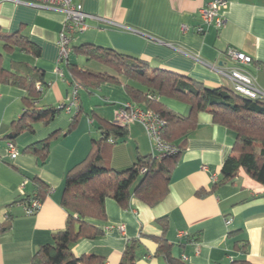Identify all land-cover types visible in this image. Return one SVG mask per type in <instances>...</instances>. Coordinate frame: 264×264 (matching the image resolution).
<instances>
[{
	"label": "crops",
	"instance_id": "obj_1",
	"mask_svg": "<svg viewBox=\"0 0 264 264\" xmlns=\"http://www.w3.org/2000/svg\"><path fill=\"white\" fill-rule=\"evenodd\" d=\"M211 1L83 0L88 29L73 39L72 46L92 43L111 48L211 88L232 87L230 78L219 70L232 65L226 50L233 47L252 56L248 68L264 90V0H227L224 26L198 32L196 28L202 25L199 10ZM65 17L61 10L0 3V28L22 31L42 49L39 56L19 50L5 53L4 61L6 68L11 61H19L46 71L48 85L39 105H68L72 76L66 64L60 65L63 76L56 73ZM70 59L80 67L95 63L99 70H109L95 61L86 64L72 53ZM120 79L121 84H105L92 93L80 89L82 114L77 128L52 142L44 163L22 150L53 133L63 134L78 113L76 107L64 109L49 125L35 124L34 132H22L15 142L20 154L13 160L7 136L26 109V91L0 83V224L6 220L9 203L34 192L31 178H40L50 188L36 214L26 215L22 205L11 208L15 218L11 230L0 235V264H29L39 246L52 243L53 234L65 228L68 213L61 202L66 173L86 158L92 140L101 138V122H113L116 108L129 102L125 86L132 82L123 76ZM159 101L180 116L189 114V106L180 100L161 97ZM234 142V131L214 123L210 113L200 112L172 172L167 197L154 207L136 197L128 207L107 198L106 220L95 221L103 227V234L79 240L72 246L73 253H93L105 257L104 264H119L128 242L140 239L137 264H167L163 255H155L156 238L164 236L172 245V255L186 256V264H230L243 257L251 264H264V187L243 170L232 181L214 187L222 178V166ZM150 153L146 130L136 122L125 141L103 144L102 159L108 167L125 170L139 155ZM118 225H125L124 233ZM108 226L115 227L106 230ZM237 241L242 246L247 243L245 256L236 249Z\"/></svg>",
	"mask_w": 264,
	"mask_h": 264
},
{
	"label": "trees",
	"instance_id": "obj_2",
	"mask_svg": "<svg viewBox=\"0 0 264 264\" xmlns=\"http://www.w3.org/2000/svg\"><path fill=\"white\" fill-rule=\"evenodd\" d=\"M0 44L3 47V52L0 51V83L15 85L26 91V109L22 116L14 121V129L7 136V139L15 144L16 138L22 132H34V125L37 123L49 125L65 108L39 105L48 85L44 69L19 61H11L9 68L4 66L5 53L15 50L41 55L42 49L38 44L22 31L5 32L1 28ZM71 53L76 59L95 61L109 69L98 72L80 67L78 63L71 61L70 54L66 66L72 76V84L77 82L81 88L92 93L100 90L105 84H121L120 77L123 76L132 82L125 88L133 106L155 110L168 119L164 136L178 146L179 153L162 160L155 158L151 153L139 155L136 162L125 170L108 167L102 159L103 144L108 141H125L129 128L113 122H101V138L93 139L86 158L66 173L61 202L68 213L65 228L53 234L52 243L39 246L29 264H104L106 258L97 254L76 256L72 246L83 238H97L103 234V227L95 221L106 220L107 198H113L128 207L131 199L136 197L154 207L167 197L172 172L178 165L180 154L186 149L188 135L196 127L200 112L210 113L214 123L223 125L235 133L232 153L225 160L221 171L222 178L214 187L232 181L242 170L264 187V99L253 100L230 86L207 87L192 77L153 67L141 58L92 43L77 46L71 44ZM161 97H170L186 103L190 108L189 114L180 116L168 109L159 101ZM81 114L82 110L79 109L63 134L53 133L28 145L22 152H32L44 163L52 142L71 134L77 128ZM143 169L146 170L145 173H142ZM31 182L34 186L33 193H24L6 206L8 214L6 220L0 224V235L12 228L15 215L11 208L22 205L26 213L33 201L38 200L42 204L48 197L50 188L43 180L33 177ZM262 196L264 197V192ZM165 219L160 218L159 221ZM156 239L159 244L155 255H163L167 264H186L182 258L172 255V245L164 236ZM241 242H236V249L245 256L248 253L247 243L242 246ZM140 247V239L130 240L119 264H137ZM230 264L251 263L243 257L233 260Z\"/></svg>",
	"mask_w": 264,
	"mask_h": 264
},
{
	"label": "built area",
	"instance_id": "obj_3",
	"mask_svg": "<svg viewBox=\"0 0 264 264\" xmlns=\"http://www.w3.org/2000/svg\"><path fill=\"white\" fill-rule=\"evenodd\" d=\"M5 1L31 5L38 8L61 10L65 13V22L59 33V56L56 67V73L63 76L60 65L68 62L73 39L88 29L86 20L89 16L83 9V0H0V3ZM227 8V0H212L200 8L199 14L202 19V25L196 28L197 31L204 32L209 27L216 29L222 28L226 22L225 13ZM226 56L232 62V65L225 69L222 68L219 71L230 78L232 88L253 100L264 99V90L258 85L255 77L248 68L253 62L252 56L233 47H229L226 50ZM80 89L81 85L75 82L68 99V105L63 106L65 109L75 106L76 110L79 111L81 104ZM136 122L144 126L151 142V154L155 158L162 160L179 153L178 146L164 136V129L168 123V119L165 116L155 110H144L139 106H133L130 102L124 103L116 108L113 123L120 126H127L130 129V126ZM8 149L11 159L14 160L19 156L20 151L12 141H8ZM145 172L146 170L143 169L142 173ZM40 207L41 203L38 200L33 201L31 206L26 209L27 215L36 214ZM226 221L230 223L231 219L227 218ZM114 227L108 226L106 230ZM117 228L121 233L125 232V225H118ZM182 259L185 260L186 256H183Z\"/></svg>",
	"mask_w": 264,
	"mask_h": 264
},
{
	"label": "rangeland",
	"instance_id": "obj_4",
	"mask_svg": "<svg viewBox=\"0 0 264 264\" xmlns=\"http://www.w3.org/2000/svg\"><path fill=\"white\" fill-rule=\"evenodd\" d=\"M3 47H1V44H0V51L1 52H3ZM84 61H85V59H84ZM86 62V64H88L89 62H87V61H85ZM103 66V65H102ZM88 67L90 68V69H92V70H94V71H102V70H99V68H97L96 67V64L95 63H92V64H90V65H88ZM105 68H106V66H104Z\"/></svg>",
	"mask_w": 264,
	"mask_h": 264
}]
</instances>
